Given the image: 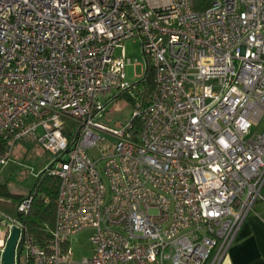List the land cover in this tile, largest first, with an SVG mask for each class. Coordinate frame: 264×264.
<instances>
[{
	"label": "built area",
	"instance_id": "built-area-1",
	"mask_svg": "<svg viewBox=\"0 0 264 264\" xmlns=\"http://www.w3.org/2000/svg\"><path fill=\"white\" fill-rule=\"evenodd\" d=\"M130 38L147 96L125 81ZM124 92L134 111L111 130ZM18 141L54 155V226L29 230L30 195L0 210V264L13 227L14 264H65L85 230L82 264H221L264 203V0H0V169Z\"/></svg>",
	"mask_w": 264,
	"mask_h": 264
},
{
	"label": "rangeland",
	"instance_id": "rangeland-1",
	"mask_svg": "<svg viewBox=\"0 0 264 264\" xmlns=\"http://www.w3.org/2000/svg\"><path fill=\"white\" fill-rule=\"evenodd\" d=\"M126 58L130 62L125 65V81L128 84L135 83L139 78L136 74H143L146 69V57L142 52L140 40L130 38L123 41ZM120 49H116L115 55H118ZM133 106L130 100L126 98H117L109 103L106 111L99 122L111 130H118L122 124L131 118ZM261 132L260 127H255L250 134ZM101 137L108 140L114 139L112 134L97 131ZM87 153L93 160H98L100 152L98 147L87 149ZM54 161V155L45 151L40 145L33 142L18 141L13 149L12 155L4 167L0 169V183L6 184L7 190L2 199L8 200L14 204L20 202L23 198L21 194H27L34 188L38 182L40 174ZM101 162H97L99 167ZM0 206V210H3ZM91 230H85L71 240L74 254L86 252L91 248L88 240ZM23 264V263H22Z\"/></svg>",
	"mask_w": 264,
	"mask_h": 264
},
{
	"label": "trees",
	"instance_id": "trees-1",
	"mask_svg": "<svg viewBox=\"0 0 264 264\" xmlns=\"http://www.w3.org/2000/svg\"><path fill=\"white\" fill-rule=\"evenodd\" d=\"M146 69L144 76L142 75L135 84L144 85L146 96L153 89V67L146 61ZM126 98L130 100L131 104L134 103V97L132 93L124 92L116 96L117 98ZM59 180L56 176L51 175L48 170H44L38 179V182L32 190L27 194H21V197L30 195L32 197L31 208L28 214L24 217V221L27 224L30 231L41 241H45L50 236V231L54 226L55 216V198ZM7 190L6 184L0 183V197H3ZM14 203L2 199L0 206H3V211L10 215L18 216L19 214L14 207ZM33 264V263H29Z\"/></svg>",
	"mask_w": 264,
	"mask_h": 264
},
{
	"label": "crops",
	"instance_id": "crops-1",
	"mask_svg": "<svg viewBox=\"0 0 264 264\" xmlns=\"http://www.w3.org/2000/svg\"><path fill=\"white\" fill-rule=\"evenodd\" d=\"M77 235L67 243L72 253L65 264H82L81 259L92 254L91 243L88 251L74 254L71 240ZM221 264H264V203L256 202L249 211Z\"/></svg>",
	"mask_w": 264,
	"mask_h": 264
},
{
	"label": "water",
	"instance_id": "water-1",
	"mask_svg": "<svg viewBox=\"0 0 264 264\" xmlns=\"http://www.w3.org/2000/svg\"><path fill=\"white\" fill-rule=\"evenodd\" d=\"M18 237H19V228L13 227L9 238L7 239L6 247H5V250L3 252L2 264H14L15 249H16Z\"/></svg>",
	"mask_w": 264,
	"mask_h": 264
}]
</instances>
